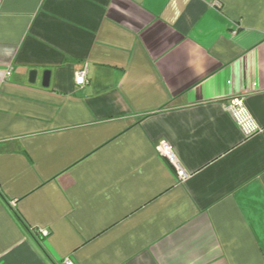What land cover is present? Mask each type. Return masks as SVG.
<instances>
[{
  "label": "crops",
  "instance_id": "crops-1",
  "mask_svg": "<svg viewBox=\"0 0 264 264\" xmlns=\"http://www.w3.org/2000/svg\"><path fill=\"white\" fill-rule=\"evenodd\" d=\"M66 258L264 264V0H0V264Z\"/></svg>",
  "mask_w": 264,
  "mask_h": 264
},
{
  "label": "built area",
  "instance_id": "built-area-1",
  "mask_svg": "<svg viewBox=\"0 0 264 264\" xmlns=\"http://www.w3.org/2000/svg\"><path fill=\"white\" fill-rule=\"evenodd\" d=\"M10 75V71L6 72V76ZM76 84L83 85L86 83V72L85 70L76 74L75 77ZM228 111L231 112L234 120L238 125L243 129L245 135H250L258 131V126L250 116L247 108L244 104V99L242 97H236L231 100L229 106L227 107ZM157 150L160 155H162L165 160L173 167L177 176L182 180L185 179L187 174L180 167L178 159L173 152L170 145L162 140L157 144ZM63 264H72L68 258L64 259Z\"/></svg>",
  "mask_w": 264,
  "mask_h": 264
},
{
  "label": "water",
  "instance_id": "water-1",
  "mask_svg": "<svg viewBox=\"0 0 264 264\" xmlns=\"http://www.w3.org/2000/svg\"><path fill=\"white\" fill-rule=\"evenodd\" d=\"M37 72L35 70L30 71L29 73V81L34 82L36 78ZM48 80H49V71H45L43 73V79H42V85L47 86L48 85Z\"/></svg>",
  "mask_w": 264,
  "mask_h": 264
}]
</instances>
